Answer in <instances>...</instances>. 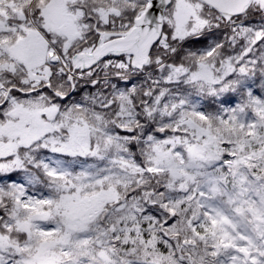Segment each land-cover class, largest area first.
Returning a JSON list of instances; mask_svg holds the SVG:
<instances>
[{"label":"snow or ice","instance_id":"6c2138e0","mask_svg":"<svg viewBox=\"0 0 264 264\" xmlns=\"http://www.w3.org/2000/svg\"><path fill=\"white\" fill-rule=\"evenodd\" d=\"M0 264H264V0H0Z\"/></svg>","mask_w":264,"mask_h":264}]
</instances>
